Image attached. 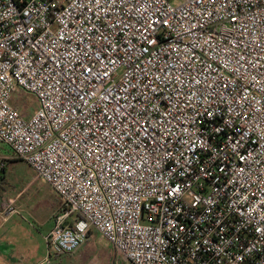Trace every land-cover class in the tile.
Here are the masks:
<instances>
[{"label":"built area","instance_id":"1","mask_svg":"<svg viewBox=\"0 0 264 264\" xmlns=\"http://www.w3.org/2000/svg\"><path fill=\"white\" fill-rule=\"evenodd\" d=\"M0 145L67 208L48 258L264 264V0H0Z\"/></svg>","mask_w":264,"mask_h":264},{"label":"rangeland","instance_id":"2","mask_svg":"<svg viewBox=\"0 0 264 264\" xmlns=\"http://www.w3.org/2000/svg\"><path fill=\"white\" fill-rule=\"evenodd\" d=\"M10 103L24 118L30 117L37 108L35 97L19 89L12 94ZM1 155L7 157L8 161L1 173L4 182L1 179L0 192L15 199L14 209L19 211V217L26 220L23 225L18 223L17 226H12V231L17 229L20 235L7 247L16 254L15 248L18 245L19 251L26 254H21L24 256L21 262L11 261L7 264H129L94 230H90L87 241L75 253L48 258L44 236L54 225L55 218L66 212L63 201L47 183L36 179L33 171L24 162L16 159L7 146L0 145ZM61 208L64 209L62 212ZM76 219L75 215L67 217L65 225L71 226ZM6 227L8 228L4 232L10 231V226ZM27 248L28 251H25Z\"/></svg>","mask_w":264,"mask_h":264},{"label":"crops","instance_id":"3","mask_svg":"<svg viewBox=\"0 0 264 264\" xmlns=\"http://www.w3.org/2000/svg\"><path fill=\"white\" fill-rule=\"evenodd\" d=\"M12 160H15V159H12ZM18 160H20V159H18ZM0 161L4 162V169H5L6 168V162L8 161V158L1 155ZM3 182H4V179H2V183ZM8 200H13L14 204L16 203L14 198L5 196L3 193L0 192V264H7L8 262H11V261H13V263H15V262L17 263V261L21 262L24 258V256H22L24 252L19 251L18 245L15 248V251L17 252L16 254H14V251H12V250L10 251L7 248L9 243L16 240L17 237L20 235V232L17 231V229H15V231H12V226H17L18 223L20 225H23L22 224V223H24L23 221H26L23 217L20 216L23 220L19 217V215H18L19 211H17L16 214H11V215L4 218V215L2 214V206ZM6 226H10V228H11L10 231L7 230L6 232H4L5 228H8ZM53 226L48 230V232L45 234L44 238L48 235V233L53 228ZM29 227L27 226V228H29ZM25 251H28V248ZM24 254H26V253H24ZM33 264H35V263H33ZM37 264H39V263H37Z\"/></svg>","mask_w":264,"mask_h":264},{"label":"trees","instance_id":"4","mask_svg":"<svg viewBox=\"0 0 264 264\" xmlns=\"http://www.w3.org/2000/svg\"><path fill=\"white\" fill-rule=\"evenodd\" d=\"M4 172V169L2 170V173ZM3 179V178H2ZM63 206L65 207V209L67 210L66 206L63 204ZM64 209L61 208V212L63 211ZM78 217V216H77ZM51 257V256H50ZM49 257V258H50ZM54 257H59V256H54Z\"/></svg>","mask_w":264,"mask_h":264}]
</instances>
